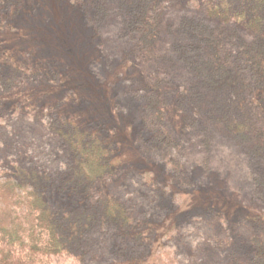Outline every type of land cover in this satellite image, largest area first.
I'll list each match as a JSON object with an SVG mask.
<instances>
[{
    "label": "rangeland",
    "instance_id": "1",
    "mask_svg": "<svg viewBox=\"0 0 264 264\" xmlns=\"http://www.w3.org/2000/svg\"><path fill=\"white\" fill-rule=\"evenodd\" d=\"M126 1L23 0L19 13L3 7L0 180L22 165L73 177L76 160L56 122L107 126L123 160L97 183L94 201L118 196L136 222L89 232L88 249L57 256L54 264H264L257 261L264 143L257 149L263 138L254 135L264 132V36L237 21L206 20L210 0H162L156 14L145 12L151 34L156 24V34L145 37ZM262 14L264 6L250 22ZM220 34L226 70L250 63L255 84L249 81L244 94L226 70L220 81L210 75L215 55L204 41ZM13 59L16 66L8 64ZM49 196L57 205L66 201L55 190ZM66 197L78 200L70 208H81V197ZM16 204L0 198L4 210ZM81 209L76 215L83 218L88 210Z\"/></svg>",
    "mask_w": 264,
    "mask_h": 264
},
{
    "label": "trees",
    "instance_id": "2",
    "mask_svg": "<svg viewBox=\"0 0 264 264\" xmlns=\"http://www.w3.org/2000/svg\"><path fill=\"white\" fill-rule=\"evenodd\" d=\"M22 1L0 0V23L2 25L6 22L3 19L5 14L3 7L6 6L11 13H19L25 7L24 3L21 6ZM127 1L132 10L137 12L133 19L134 29L142 32L145 37L149 35L151 38L152 34H156L154 32L156 24L153 28L151 27L153 29L151 34L145 12L156 14L162 0ZM215 1L218 0H210L206 4L210 14L208 18L204 17L206 20L211 22L218 20L216 22L221 25H233L237 21L240 26L243 25L251 30L248 32H253L258 38L264 36V14L259 23L250 22V19L254 17V11L264 6V0H229V2L219 0L218 3ZM229 3L232 5L231 8H229ZM155 20H157L155 17L151 19L152 22ZM223 36V34L211 35V38L204 41V43H209L211 52L215 55L207 63L212 68L210 75L219 81L224 77L221 74L222 70H226L229 63L224 53L226 39ZM242 54V59L248 61L246 54L244 52ZM4 56L5 53H2V57ZM203 56H200L202 61L206 59ZM12 58L15 57L12 55ZM15 60L17 59H13L12 62L8 61V64L16 66L17 61ZM255 63L258 64L256 61ZM246 65L250 66L249 61L242 65L237 63L231 70L229 67L226 70L228 82L232 87H237L239 94H244L249 81L252 85L255 84L253 79H248L249 71ZM207 78V82H211V77ZM12 82L14 79L8 80L10 89L9 83ZM259 91L264 90L259 89ZM244 101L245 99H242V102ZM247 101L243 104L248 105ZM55 125L63 133L75 157V174L73 177L60 179L36 167L22 165L19 166V171L9 175L8 179L0 180V198L4 195L11 196L18 203L11 211L0 207V264H54L57 256L81 253L88 249L89 232L101 229L108 223L124 224L133 228L136 222L129 205L118 196L105 197L100 200L99 204H95L94 201V190L97 183L115 172L123 160L119 141L108 132V127L103 126V128L100 125L95 129H88L76 118L61 117ZM255 127L253 131L243 128L242 132L247 130L250 131L249 135H253ZM254 135L263 138L256 146L259 149L258 147H262L264 143V132H257ZM54 190L64 194L65 202L68 198L66 195L69 193H75L81 197L83 199V202H80L81 208H87L88 214L83 218L78 217L79 215L76 214L82 212V209L70 208L74 207L73 203L78 202L77 199L70 203L67 202L68 204L64 202L57 205L54 202V196H49V192H54ZM146 228L151 229L148 226ZM258 245L257 261L262 262L264 261V240H259Z\"/></svg>",
    "mask_w": 264,
    "mask_h": 264
}]
</instances>
